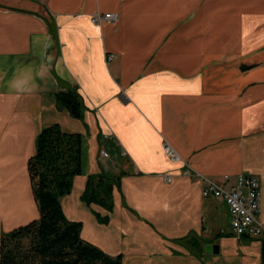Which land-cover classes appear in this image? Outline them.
<instances>
[{"label":"crops","instance_id":"1","mask_svg":"<svg viewBox=\"0 0 264 264\" xmlns=\"http://www.w3.org/2000/svg\"><path fill=\"white\" fill-rule=\"evenodd\" d=\"M66 88L81 118L56 103ZM52 123L82 135L60 197L82 238L122 264H261L264 236L234 235L202 187L257 174L264 218V0H0V234L38 217L27 160ZM99 172L121 174L110 211L81 199Z\"/></svg>","mask_w":264,"mask_h":264},{"label":"trees","instance_id":"2","mask_svg":"<svg viewBox=\"0 0 264 264\" xmlns=\"http://www.w3.org/2000/svg\"><path fill=\"white\" fill-rule=\"evenodd\" d=\"M55 100L78 118L86 109L76 88L55 92ZM27 169L39 214L0 234V264H122L121 254L110 255L82 238L81 222L68 219L62 209L60 197L70 191L74 176L82 171L81 133L64 131L58 123L42 127ZM120 175L90 174L81 199L110 211L112 189L119 186ZM96 215L101 222L108 219L107 214Z\"/></svg>","mask_w":264,"mask_h":264},{"label":"built area","instance_id":"3","mask_svg":"<svg viewBox=\"0 0 264 264\" xmlns=\"http://www.w3.org/2000/svg\"><path fill=\"white\" fill-rule=\"evenodd\" d=\"M117 18L118 13L113 11L95 12L90 16L93 23L114 22ZM114 56L115 54L110 52L106 54V59L111 60ZM164 150L171 159L178 158L167 144L164 145ZM184 172L189 173V170L186 168ZM229 177L228 174H223L222 181L204 177L202 195H211L226 203L230 216L229 228L234 235L249 238L264 236L259 176L250 172H240L235 176L233 182L227 183ZM166 178L169 177L166 176Z\"/></svg>","mask_w":264,"mask_h":264},{"label":"water","instance_id":"4","mask_svg":"<svg viewBox=\"0 0 264 264\" xmlns=\"http://www.w3.org/2000/svg\"><path fill=\"white\" fill-rule=\"evenodd\" d=\"M205 251L206 252H217L218 251V246L217 244H206L205 245Z\"/></svg>","mask_w":264,"mask_h":264},{"label":"rangeland","instance_id":"5","mask_svg":"<svg viewBox=\"0 0 264 264\" xmlns=\"http://www.w3.org/2000/svg\"><path fill=\"white\" fill-rule=\"evenodd\" d=\"M258 27H260V25H258ZM53 124V123H52ZM50 125V124H49Z\"/></svg>","mask_w":264,"mask_h":264}]
</instances>
